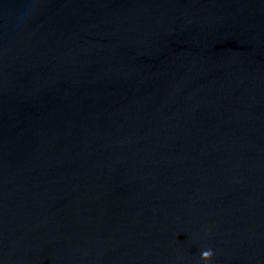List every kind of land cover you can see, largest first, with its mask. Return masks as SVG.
Returning a JSON list of instances; mask_svg holds the SVG:
<instances>
[{
	"label": "water",
	"instance_id": "95a60500",
	"mask_svg": "<svg viewBox=\"0 0 264 264\" xmlns=\"http://www.w3.org/2000/svg\"><path fill=\"white\" fill-rule=\"evenodd\" d=\"M0 264H264V0H0Z\"/></svg>",
	"mask_w": 264,
	"mask_h": 264
}]
</instances>
